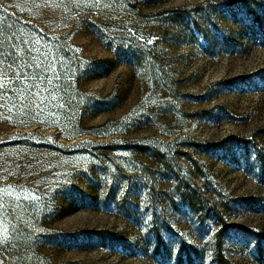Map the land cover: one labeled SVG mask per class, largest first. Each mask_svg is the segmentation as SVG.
<instances>
[{"label": "rangeland", "instance_id": "1", "mask_svg": "<svg viewBox=\"0 0 264 264\" xmlns=\"http://www.w3.org/2000/svg\"><path fill=\"white\" fill-rule=\"evenodd\" d=\"M0 36V264H264V0H0Z\"/></svg>", "mask_w": 264, "mask_h": 264}, {"label": "snow or ice", "instance_id": "2", "mask_svg": "<svg viewBox=\"0 0 264 264\" xmlns=\"http://www.w3.org/2000/svg\"><path fill=\"white\" fill-rule=\"evenodd\" d=\"M0 42H2V36H0ZM0 55H2V52H0ZM0 63H3V61H0ZM0 208H2V205H0Z\"/></svg>", "mask_w": 264, "mask_h": 264}, {"label": "trees", "instance_id": "3", "mask_svg": "<svg viewBox=\"0 0 264 264\" xmlns=\"http://www.w3.org/2000/svg\"><path fill=\"white\" fill-rule=\"evenodd\" d=\"M187 198V197H186ZM189 199V204H191L192 206H193V201L190 199V198H188Z\"/></svg>", "mask_w": 264, "mask_h": 264}]
</instances>
